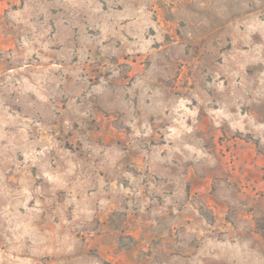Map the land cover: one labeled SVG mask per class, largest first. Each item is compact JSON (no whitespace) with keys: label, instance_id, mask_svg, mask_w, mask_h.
Here are the masks:
<instances>
[{"label":"rangeland","instance_id":"obj_1","mask_svg":"<svg viewBox=\"0 0 264 264\" xmlns=\"http://www.w3.org/2000/svg\"><path fill=\"white\" fill-rule=\"evenodd\" d=\"M0 264H264V0H0Z\"/></svg>","mask_w":264,"mask_h":264},{"label":"crops","instance_id":"obj_2","mask_svg":"<svg viewBox=\"0 0 264 264\" xmlns=\"http://www.w3.org/2000/svg\"><path fill=\"white\" fill-rule=\"evenodd\" d=\"M190 208V203L188 205ZM159 211L162 218L156 219H145L143 221H137V224L142 226L137 232H132L137 238H149V239H163V240H177L180 236L202 234L203 232L208 233L210 225L207 223H201L200 227L196 222L197 219L193 217H186L182 222L178 221L176 215H173L171 207L176 209V203L169 202L167 209L163 208ZM157 212V211H156ZM162 221V222H160ZM174 242V241H173Z\"/></svg>","mask_w":264,"mask_h":264}]
</instances>
